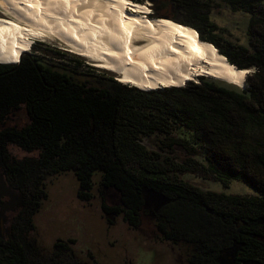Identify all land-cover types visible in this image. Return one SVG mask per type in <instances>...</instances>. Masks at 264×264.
<instances>
[{
  "label": "trees",
  "instance_id": "1",
  "mask_svg": "<svg viewBox=\"0 0 264 264\" xmlns=\"http://www.w3.org/2000/svg\"><path fill=\"white\" fill-rule=\"evenodd\" d=\"M173 1L182 12L173 20L253 71L245 88L200 77L146 92L93 68L79 72L30 54L16 65L0 64V172L24 196L8 237L0 238V264H80L74 240L57 241L51 256L31 241L34 217L48 198L46 181L65 172L75 173L85 203L94 199L100 173L104 214L136 230L148 223L159 241L186 247L190 264H264V0ZM223 4L250 17L249 47L224 46L217 37L211 15ZM22 108L29 124L7 127ZM11 145L39 158H13ZM186 174L225 188L241 182L258 195L203 191L185 182ZM104 189L118 192L120 204L108 205ZM150 191L171 202L155 213Z\"/></svg>",
  "mask_w": 264,
  "mask_h": 264
},
{
  "label": "bare ground",
  "instance_id": "2",
  "mask_svg": "<svg viewBox=\"0 0 264 264\" xmlns=\"http://www.w3.org/2000/svg\"><path fill=\"white\" fill-rule=\"evenodd\" d=\"M131 0H0V64L16 65L52 41L142 91L182 88L198 77L246 87L239 69L194 28L154 18Z\"/></svg>",
  "mask_w": 264,
  "mask_h": 264
},
{
  "label": "rangeland",
  "instance_id": "3",
  "mask_svg": "<svg viewBox=\"0 0 264 264\" xmlns=\"http://www.w3.org/2000/svg\"><path fill=\"white\" fill-rule=\"evenodd\" d=\"M131 1L148 5L152 10L150 16L154 18L164 16H170L171 19L181 18V9L173 0H161L157 4L151 0ZM216 2L220 4V0ZM211 19L218 28L217 37L224 46L233 44L249 47L247 30L250 17L247 14L234 13L223 4L213 10ZM28 54L52 65L68 68L79 66V72L93 68L96 75L107 74V78L119 82V75L97 68L89 60L72 54L60 43L37 41ZM216 82L242 90L221 81ZM194 83H199V80ZM28 124L29 117L24 108L6 119L7 127L21 129ZM145 144L150 149L155 148L148 140ZM9 152L13 158L19 160L39 158V152H26L14 145L9 147ZM100 177V173L95 175L94 199L90 203H85L79 198L81 189L74 172H65L47 179L48 198L43 201L40 211L34 217L35 230L31 233V241L44 255L53 254L57 241L74 240L75 244L70 245L72 255L80 264H190L186 247L159 241L154 227L148 223L145 222L142 228L136 230L130 228L121 217L105 215L102 209V192L98 185ZM182 179L203 191L244 197L258 195L247 185L237 181L232 182L229 188H225L220 182L193 174L183 175ZM103 192L105 197L107 195L108 205L120 204L118 192L113 189H104ZM15 215L17 214L12 212L9 215L10 220Z\"/></svg>",
  "mask_w": 264,
  "mask_h": 264
},
{
  "label": "flooded vegetation",
  "instance_id": "4",
  "mask_svg": "<svg viewBox=\"0 0 264 264\" xmlns=\"http://www.w3.org/2000/svg\"><path fill=\"white\" fill-rule=\"evenodd\" d=\"M13 186L9 184L4 178L3 182L0 180V238L6 239L9 235V227L11 220L9 215L12 212L18 214L19 210L23 207L24 198L22 199L19 193L16 191L13 193ZM13 193V194H12ZM21 198L22 204L19 205L18 198ZM155 209V206H154ZM6 210V211H5ZM3 211L5 212V216H2ZM159 211L155 210V213ZM5 221V223H2Z\"/></svg>",
  "mask_w": 264,
  "mask_h": 264
},
{
  "label": "water",
  "instance_id": "5",
  "mask_svg": "<svg viewBox=\"0 0 264 264\" xmlns=\"http://www.w3.org/2000/svg\"><path fill=\"white\" fill-rule=\"evenodd\" d=\"M20 61H21V59H20ZM0 175H1L0 180L3 182L4 176L2 175L1 172H0ZM15 192H16V190H13V193H15ZM19 195L21 196L22 199L24 198V196L22 194L19 193ZM148 195H149L148 201L155 206L156 211H160L163 207H165L167 204H169L171 202V199L168 196H166L164 193H161V192L150 191ZM0 197H2V196H0ZM21 198L20 197L18 198L19 205L22 204ZM2 216H5L4 211L2 213ZM2 223H5V221H3Z\"/></svg>",
  "mask_w": 264,
  "mask_h": 264
},
{
  "label": "built area",
  "instance_id": "6",
  "mask_svg": "<svg viewBox=\"0 0 264 264\" xmlns=\"http://www.w3.org/2000/svg\"><path fill=\"white\" fill-rule=\"evenodd\" d=\"M199 78H200V77H198V78H194V77H193V79H196L197 81L199 80ZM196 80H195V81H193V82H196Z\"/></svg>",
  "mask_w": 264,
  "mask_h": 264
}]
</instances>
